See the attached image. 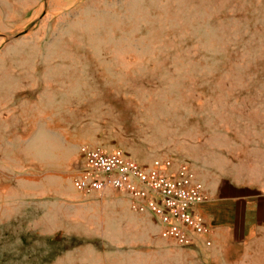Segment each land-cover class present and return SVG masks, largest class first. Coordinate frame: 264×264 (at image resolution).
<instances>
[{
	"label": "rangeland",
	"instance_id": "obj_1",
	"mask_svg": "<svg viewBox=\"0 0 264 264\" xmlns=\"http://www.w3.org/2000/svg\"><path fill=\"white\" fill-rule=\"evenodd\" d=\"M83 144L264 184V0H0V264L220 262L78 192Z\"/></svg>",
	"mask_w": 264,
	"mask_h": 264
},
{
	"label": "built area",
	"instance_id": "obj_2",
	"mask_svg": "<svg viewBox=\"0 0 264 264\" xmlns=\"http://www.w3.org/2000/svg\"><path fill=\"white\" fill-rule=\"evenodd\" d=\"M80 155L72 182L82 195L116 190L132 210L153 215L164 238L181 246L211 244L212 227L197 209L210 195L188 162L158 157L145 165L122 148L90 144L81 145Z\"/></svg>",
	"mask_w": 264,
	"mask_h": 264
},
{
	"label": "crops",
	"instance_id": "obj_3",
	"mask_svg": "<svg viewBox=\"0 0 264 264\" xmlns=\"http://www.w3.org/2000/svg\"><path fill=\"white\" fill-rule=\"evenodd\" d=\"M231 186L221 183L215 189L206 187L210 197L197 208L212 227L208 248L212 260L220 261L213 264L246 261L252 247L259 256L264 251V184L237 193L228 192Z\"/></svg>",
	"mask_w": 264,
	"mask_h": 264
}]
</instances>
